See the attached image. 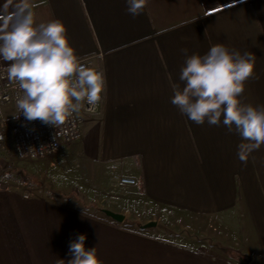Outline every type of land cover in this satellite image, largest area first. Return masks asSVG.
<instances>
[{"label": "crops", "instance_id": "crops-1", "mask_svg": "<svg viewBox=\"0 0 264 264\" xmlns=\"http://www.w3.org/2000/svg\"><path fill=\"white\" fill-rule=\"evenodd\" d=\"M28 2L37 22L63 21L77 55L104 72L105 100L95 114L76 113L80 141L41 171L27 173L0 145V264L67 261L79 234L102 264H264V145L242 163L238 135L197 125L170 103L181 49L202 55L224 44L255 55L241 98L264 105V0H145L135 17L125 0Z\"/></svg>", "mask_w": 264, "mask_h": 264}, {"label": "clouds", "instance_id": "clouds-1", "mask_svg": "<svg viewBox=\"0 0 264 264\" xmlns=\"http://www.w3.org/2000/svg\"><path fill=\"white\" fill-rule=\"evenodd\" d=\"M144 5L145 0H125V11L135 17ZM181 52L182 84L172 86L170 103L197 125L222 123L238 135L236 156L246 162L264 145V105L241 98L245 82L253 76L255 55L224 44L211 45L202 55ZM0 72L20 90L16 99L20 115L55 128L81 108L93 111L106 89L104 72L82 62L63 21L37 22L28 0H0ZM86 239L79 234L69 241L70 258L58 259L57 264H102L97 247H86Z\"/></svg>", "mask_w": 264, "mask_h": 264}, {"label": "built area", "instance_id": "built-area-1", "mask_svg": "<svg viewBox=\"0 0 264 264\" xmlns=\"http://www.w3.org/2000/svg\"><path fill=\"white\" fill-rule=\"evenodd\" d=\"M82 62L91 67L93 65L91 58L82 59ZM19 91L18 86L6 80V73L0 72V145L10 146L16 159L23 162L50 160L66 147L80 141V122L76 113H73L69 120L58 128L39 120L27 121L16 107ZM104 100L105 95L102 94L101 101L93 111H86L85 108L84 111L88 114L97 113ZM41 148H44L42 155ZM120 183L134 186L137 181L123 177ZM16 185L24 191L23 196L28 198L31 190L27 181L24 178H18ZM5 190L3 179H0V191Z\"/></svg>", "mask_w": 264, "mask_h": 264}, {"label": "rangeland", "instance_id": "rangeland-1", "mask_svg": "<svg viewBox=\"0 0 264 264\" xmlns=\"http://www.w3.org/2000/svg\"><path fill=\"white\" fill-rule=\"evenodd\" d=\"M43 161H38V162H25L24 161V163H26L25 165H24V168H23V170L24 171H26L27 173H29V171H35V170H38V171H41V169H43V166H42V163ZM73 167V166H72ZM9 177V181L10 182H12V183H15L16 184V180L18 179V177H16V176H13V177H11V176H8ZM19 178H23V177H19ZM75 176L74 175H72V179H74V182H75ZM64 179H66V177H64ZM71 179V178H70ZM67 180V179H66ZM27 183H28V185H29V182L27 181ZM84 184V183H83ZM86 184H88V181H86ZM90 184V183H89ZM91 186V185H90ZM81 189L82 190H87L86 189V187H83L82 188V186H81ZM23 194H24V191H23ZM32 193H31V191L28 193V195L30 196ZM93 210V209H92ZM93 212H95V213H98V212H96L95 210L93 211ZM160 214H158V216H159ZM158 218H160V217H158ZM161 219V218H160ZM159 219V220H160ZM171 222V221H170ZM170 222H168V221H164V220H162L161 219V224L163 225L164 223V225H169V226H171L172 225V222L170 223ZM127 225V224H126ZM129 227H130V229H133V230H138L140 227L139 226H137V225H128ZM173 226V225H172ZM141 229V228H140ZM139 229V230H140Z\"/></svg>", "mask_w": 264, "mask_h": 264}, {"label": "water", "instance_id": "water-1", "mask_svg": "<svg viewBox=\"0 0 264 264\" xmlns=\"http://www.w3.org/2000/svg\"><path fill=\"white\" fill-rule=\"evenodd\" d=\"M103 212L111 217L113 220L117 221V222H123L124 219H125V216L122 215V214H118V213H114L112 211H109V210H103ZM157 223L156 222H149V223H146L144 225H142L141 227L142 228H151V227H156Z\"/></svg>", "mask_w": 264, "mask_h": 264}, {"label": "trees", "instance_id": "trees-1", "mask_svg": "<svg viewBox=\"0 0 264 264\" xmlns=\"http://www.w3.org/2000/svg\"><path fill=\"white\" fill-rule=\"evenodd\" d=\"M135 225L140 226L139 223H135ZM182 233V232H181ZM216 246L220 249L221 247H219V244H216ZM221 250H223L224 252H226L227 254H233V251L231 249H226V248H221Z\"/></svg>", "mask_w": 264, "mask_h": 264}]
</instances>
